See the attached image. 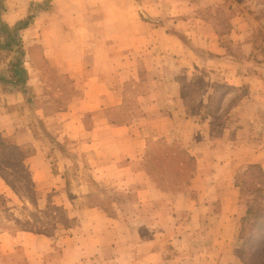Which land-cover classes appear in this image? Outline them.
I'll return each instance as SVG.
<instances>
[{
  "label": "rangeland",
  "instance_id": "374dc122",
  "mask_svg": "<svg viewBox=\"0 0 264 264\" xmlns=\"http://www.w3.org/2000/svg\"><path fill=\"white\" fill-rule=\"evenodd\" d=\"M58 5L73 54L88 57V74L114 86L120 104L97 108L91 78L42 63L37 107L30 100L9 121L24 126L21 146L0 137V264L248 263L242 252L264 232V172L230 169L264 152V0ZM106 126L139 131L140 156H93L87 141ZM208 146L205 161L222 173L200 163ZM233 204L245 210L240 222L221 214Z\"/></svg>",
  "mask_w": 264,
  "mask_h": 264
},
{
  "label": "crops",
  "instance_id": "0c3cea01",
  "mask_svg": "<svg viewBox=\"0 0 264 264\" xmlns=\"http://www.w3.org/2000/svg\"><path fill=\"white\" fill-rule=\"evenodd\" d=\"M45 2L51 4L47 14L40 7ZM59 2L60 0H0V137H12L18 147L21 146L19 141L23 139V137H19L21 133L19 130L20 127L24 126L19 124L18 120L11 123L9 121H12L13 113L17 116L20 114L19 111L21 112L25 107H28L27 104L30 100L33 101L30 108L37 107L34 100H39V95H43L46 84L42 79L45 74L43 67L45 62L48 68L59 69L58 72L63 74L64 77L79 78L84 74L91 78L88 81L91 84L89 89H96L97 91L93 95L97 108L105 110L117 107L120 104L119 92L114 86H110L105 80L99 79L101 76L96 72L88 74V64H85L88 57L84 53L73 54L71 50L72 39L71 36L67 35V9L59 10L58 8H61L58 5ZM59 13H65L64 20L59 19ZM29 17H31V20L27 27L15 31L17 25L26 21ZM33 50L39 52L40 56H35ZM210 51L214 54L220 52L212 49ZM222 55L228 56V59L231 60L229 52L223 51ZM78 66L79 70L76 69ZM91 70L93 71V69ZM100 92L101 94H99ZM259 98L264 100V96ZM106 127L109 128L107 131H103L101 135L87 141L89 146H86L91 149L93 156L98 157L99 150L101 152L107 150L110 157H122L130 162L140 156L138 149L144 145L145 137L142 138L139 131L132 133V126H129L125 127L129 129V132H123L119 135L118 132L121 131V127ZM96 131L97 128L94 127L92 130L86 131L85 134H90L89 137H92L97 134ZM203 140L209 141L211 139L208 135L203 136ZM243 147L244 155L247 152V147L246 145ZM259 150L249 152L250 156H247L239 166L231 167V172H235L241 166L246 167L249 165H258L264 172V152ZM208 152H210L209 146L207 151H203L200 163L202 165L205 163L211 167L217 166L218 169L214 171L222 173L223 167L220 163L214 164L213 161H205L204 156L208 155ZM191 153L196 156H194L195 158L199 157L197 151ZM38 156L37 153L34 157ZM34 157L31 162L29 159V163H31L29 169L31 170L33 182H37L39 181L40 171L38 172L37 168L33 166ZM214 186L218 187L216 183ZM207 213L209 212L207 211ZM221 214L223 217L226 215L228 217L232 216V219L237 216V222H240L245 210L233 204L231 211L223 209Z\"/></svg>",
  "mask_w": 264,
  "mask_h": 264
},
{
  "label": "trees",
  "instance_id": "16d2710c",
  "mask_svg": "<svg viewBox=\"0 0 264 264\" xmlns=\"http://www.w3.org/2000/svg\"><path fill=\"white\" fill-rule=\"evenodd\" d=\"M31 20V17H29L26 21L21 22L20 24L17 25V27L15 28V31L23 29L25 27H27L29 21ZM1 145V144H0ZM15 149V148H13ZM19 158L20 160H22V154H19ZM257 169V167L254 166H250L247 171L244 173V175L248 174L250 172L251 169ZM259 179L261 181H259L258 185L264 186L263 181H264V174L260 172L259 170ZM27 179L29 180L28 174H26ZM29 184L31 187H33V184L30 182L29 180ZM249 212V211H248ZM257 247H253L255 248L254 252L253 251H248V250H244L242 252V259H246V257H249L250 260L248 263L244 264H264V232H260L257 233V237L253 239L252 241Z\"/></svg>",
  "mask_w": 264,
  "mask_h": 264
}]
</instances>
